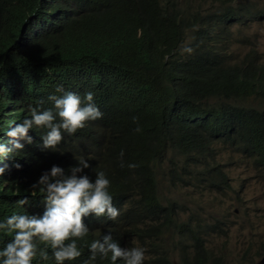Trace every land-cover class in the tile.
<instances>
[{"label":"clouds","instance_id":"1","mask_svg":"<svg viewBox=\"0 0 264 264\" xmlns=\"http://www.w3.org/2000/svg\"><path fill=\"white\" fill-rule=\"evenodd\" d=\"M175 1L181 13L171 21L184 28L186 42L183 46L211 41L216 52L208 50L210 55L204 54L215 61L219 57L222 64L217 80L205 95H187L186 89H178L181 83L175 79L167 82L168 96H173L174 104L171 103L167 113L164 112L162 128L179 136L195 130L209 138L204 156H197L186 171L188 184H194L185 188L224 191L231 187V179L224 164L219 163V146L230 159L239 154L244 163L252 161L264 173V63L248 55L230 65L227 52L237 37L230 38L225 32L233 24L260 23L264 20V8H261L262 2L256 0L253 4L242 0H211L215 3L206 2L212 9L204 14L202 1L195 5L192 4L194 0ZM40 4L44 5L42 13L45 18L30 16L27 19L15 34L21 44L32 42L36 34L50 29L53 24L76 23L82 15L81 9H87L88 0H41ZM246 38L254 40L251 44L257 42L256 36ZM76 57L77 54L69 53L64 44L50 43L41 45L36 54H13L10 60L0 64V118L2 121L12 120L17 115L21 120L11 124L4 131L6 135L2 133L3 124L0 126V177H8L9 172L11 176L17 172L18 176L29 177L33 182L30 193L39 195L45 208L42 215H31L24 207L27 200L20 199L17 201L19 211L9 209V214L0 218V233L11 234L10 241L0 247V264H33L37 259L47 261L50 256L55 264L78 262L82 251L77 240L90 233L87 224L110 223L112 229L124 227L126 204L110 194L111 181L106 172L95 169V179L92 180L81 174L89 168L87 159L83 156L76 158L83 153L80 138L86 130L104 135L98 124L103 108L98 98L100 88L93 80L96 75L75 65ZM184 61L189 72L174 74L180 79L190 77L198 70V64L193 60ZM99 73L107 76V72ZM171 88L178 91L176 95H172ZM244 101H252V104L242 105ZM48 104L51 107H47ZM37 128L42 131L37 132L35 138L32 130ZM139 130L137 127L136 131ZM27 156L39 160H27ZM74 158L77 163L68 170L60 163L53 166L41 164L42 160L70 162ZM16 161H24L25 165L14 164ZM120 166L124 167L123 162ZM127 167L135 168L136 165L129 162ZM208 168L205 177L209 184L195 186L197 175ZM219 171L225 176L222 183ZM89 214L110 221L89 222ZM182 214H186L185 205L180 204L175 220L163 227L162 235L163 239L165 232L174 227L191 244L190 251L186 248L182 251L181 264L193 261L195 254L201 251L208 258L207 264H225L222 256L208 246L204 236H225L229 226L226 229V223L221 220L195 222L190 217L178 223ZM139 224L142 225L141 221ZM162 239L157 243L163 246ZM194 245L198 248L195 249ZM87 247L91 261L97 256L109 259L111 264L118 260L121 264H144L150 259V251L140 247L135 238H128L122 248L110 231L95 236ZM255 254L261 258L258 264H264V241L256 243ZM171 262L174 264L172 258Z\"/></svg>","mask_w":264,"mask_h":264},{"label":"trees","instance_id":"2","mask_svg":"<svg viewBox=\"0 0 264 264\" xmlns=\"http://www.w3.org/2000/svg\"><path fill=\"white\" fill-rule=\"evenodd\" d=\"M40 1L0 0V64L10 60L13 54H36L41 45L61 43L69 53L77 54L75 65L96 75L93 80L100 88L98 98L103 108L98 124L104 135L86 130L80 138L83 153L76 158L83 156L87 159L89 168L81 174L92 180L95 179V169L105 171L111 181L110 194L126 204L124 227L120 229L110 228V220L106 217L89 214V222L101 220L109 224H87L90 233L77 240L82 257L78 262L74 260L66 264H111L109 259L99 256L95 261L89 260L87 247L91 239L108 231L122 248L128 238H135L140 247L150 251V259L144 264H173L169 252L157 241L162 239L163 227L175 220L177 206L160 203L157 197L158 174L168 163L171 184L192 186L194 183L187 182L186 171L197 156H204L210 142L208 137L195 130L179 136L162 128L163 114L173 101L166 86L169 80L175 79L181 83L177 88L186 89L187 95H205L217 80L222 61L219 57L216 61L209 59L204 53L209 54L208 50L214 53L216 49L213 50L211 41L183 46L186 42L184 28L171 21L181 13L175 0H164V4L160 0H88L87 9H81L82 15L76 23L53 24L50 29L36 34L32 42L21 44L15 34L27 19L30 16L45 18L42 13L44 5ZM187 59L198 64V70L192 76L180 79L174 74L189 72L184 61ZM99 72H107V76ZM171 91L172 95L178 92L173 88ZM20 121L17 115L12 120L2 121L0 118L2 133L6 135L4 131ZM137 127L139 131H136ZM39 131L42 130H32L33 137L36 138ZM26 159L39 160L30 156ZM121 162L124 167L120 166ZM129 162L136 167L128 168ZM58 163L68 170L77 161L75 158L70 162L41 161L45 166ZM14 164L23 166L25 162L16 161ZM205 172H209V168L197 175L195 186L209 184ZM218 176L222 183L224 174L219 171ZM5 182L8 183L4 185ZM32 184L29 177L18 176L17 172L14 176L9 172L8 177H0V218L7 216L9 209L19 211L17 201L20 199L27 200L24 207L29 214L42 215L45 208L39 195L30 193ZM10 239L11 234L0 233V247ZM194 248L197 249L198 245ZM207 262V256L201 251L195 254L193 261H184L183 264ZM33 264H55V261L50 256L47 261L37 259Z\"/></svg>","mask_w":264,"mask_h":264},{"label":"rangeland","instance_id":"3","mask_svg":"<svg viewBox=\"0 0 264 264\" xmlns=\"http://www.w3.org/2000/svg\"><path fill=\"white\" fill-rule=\"evenodd\" d=\"M203 3V13L211 11L212 6L206 2L211 0H194ZM253 4L254 0H242ZM261 8H264V0ZM230 38L237 37L227 52V62L230 65L252 55L264 63V20L248 26L233 24L225 31ZM256 44H251L252 39ZM242 105H251L252 101H244ZM219 163L224 164L225 171L231 179V187L218 191L204 187H174L167 174V164L158 174V197L163 204L176 203L185 205L186 214H182L178 223L191 218L195 222L221 220L226 223L227 234L221 236L211 234L204 236L208 246L221 255L225 264H258L261 258L255 254L257 242L264 241V173L251 161L244 163L239 154L230 157L219 146ZM226 165V166H225ZM163 246L172 258L174 264L182 263V251L191 250V244L173 227L165 232ZM146 252V250H145Z\"/></svg>","mask_w":264,"mask_h":264}]
</instances>
